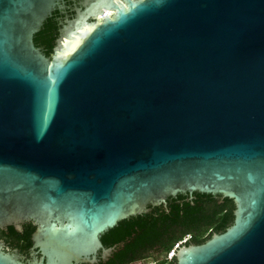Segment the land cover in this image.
<instances>
[{
	"label": "water",
	"instance_id": "95a60500",
	"mask_svg": "<svg viewBox=\"0 0 264 264\" xmlns=\"http://www.w3.org/2000/svg\"><path fill=\"white\" fill-rule=\"evenodd\" d=\"M63 0H0V230L22 262L96 264L102 234L181 193L233 221L175 264H264V0H83L50 57L33 36Z\"/></svg>",
	"mask_w": 264,
	"mask_h": 264
},
{
	"label": "trees",
	"instance_id": "16d2710c",
	"mask_svg": "<svg viewBox=\"0 0 264 264\" xmlns=\"http://www.w3.org/2000/svg\"><path fill=\"white\" fill-rule=\"evenodd\" d=\"M52 13L33 36L35 47L46 57L51 56L60 35L56 19L59 14L51 17ZM196 195L197 200L182 204L173 201L166 206H149L148 212L119 222L102 234L100 241L104 247L120 246L104 262L99 259L96 264H133L141 259H151L153 264H175L173 257L168 258L175 246L199 245L212 234L223 233L233 221L232 201L219 195ZM215 196L222 201L218 203ZM33 231L31 224L23 227L22 234L9 226L7 231L0 230V239L26 254Z\"/></svg>",
	"mask_w": 264,
	"mask_h": 264
},
{
	"label": "flooded vegetation",
	"instance_id": "af4514ba",
	"mask_svg": "<svg viewBox=\"0 0 264 264\" xmlns=\"http://www.w3.org/2000/svg\"><path fill=\"white\" fill-rule=\"evenodd\" d=\"M83 3V0H63L59 5L58 8H56V10L52 13L51 17H54L55 15L59 14L58 16H56L57 22H58V27L61 30L62 27H64L66 25V21L71 20L74 17V10L77 8L81 7V4ZM197 192H193V193H181V194H177L175 197H169L166 199L165 204H162V206H166L168 203H172L173 201L177 204H182L183 202H188V201H193V200H197ZM216 197V196H215ZM217 198V202L220 203L222 201V199L220 197H216ZM161 206V205H159ZM148 212V211H147ZM31 224V222H23L20 225V231L19 234L23 233V227L25 225H29ZM32 225V224H31ZM6 227L5 229H3V231H7ZM1 241H3L4 243V250L6 252H10V253H14L16 255H18L21 259L22 262H29L34 258H37L36 255H33L32 252H29V248L27 250V253H23L21 250H19L17 247H11L8 243H6L4 240L0 239ZM100 257L97 256V260L98 262ZM105 260H103L104 262ZM153 264L154 262L151 261V259L149 260H137L135 261V263L133 264Z\"/></svg>",
	"mask_w": 264,
	"mask_h": 264
},
{
	"label": "rangeland",
	"instance_id": "374dc122",
	"mask_svg": "<svg viewBox=\"0 0 264 264\" xmlns=\"http://www.w3.org/2000/svg\"><path fill=\"white\" fill-rule=\"evenodd\" d=\"M170 254L168 255V258H169ZM136 264H139V263H136Z\"/></svg>",
	"mask_w": 264,
	"mask_h": 264
},
{
	"label": "built area",
	"instance_id": "2783aa9c",
	"mask_svg": "<svg viewBox=\"0 0 264 264\" xmlns=\"http://www.w3.org/2000/svg\"><path fill=\"white\" fill-rule=\"evenodd\" d=\"M169 258H171V253H170V256H169Z\"/></svg>",
	"mask_w": 264,
	"mask_h": 264
}]
</instances>
